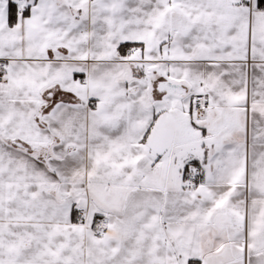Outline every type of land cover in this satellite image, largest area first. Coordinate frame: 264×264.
<instances>
[{
    "label": "snow or ice",
    "instance_id": "obj_1",
    "mask_svg": "<svg viewBox=\"0 0 264 264\" xmlns=\"http://www.w3.org/2000/svg\"><path fill=\"white\" fill-rule=\"evenodd\" d=\"M0 264H264V0H0Z\"/></svg>",
    "mask_w": 264,
    "mask_h": 264
}]
</instances>
